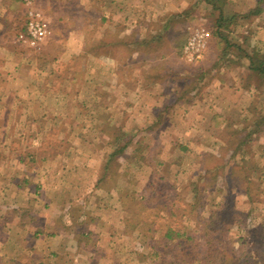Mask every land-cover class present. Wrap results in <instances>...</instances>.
Listing matches in <instances>:
<instances>
[{"label":"crops","instance_id":"obj_1","mask_svg":"<svg viewBox=\"0 0 264 264\" xmlns=\"http://www.w3.org/2000/svg\"><path fill=\"white\" fill-rule=\"evenodd\" d=\"M80 1L38 0V6L47 12L48 30L29 46L20 40L27 21L23 0H0V123H10L9 109H29L31 92L66 93L65 82L73 84L77 79L70 65L81 56H93L98 61L105 59V86L119 96L117 102L105 101V126L117 127L112 139H127L129 144L132 139L149 144L165 141V152L149 148L156 158H165L155 161L149 154L147 160L140 145L133 150L127 145L123 153L135 158L139 172L148 173L141 178L140 189L136 182L127 185L121 168L113 183L106 185L104 155L101 159L98 156L99 161H76L73 169L67 166L55 175L49 171L44 174V169L31 172L19 161L17 170L11 165L6 171L10 173L3 176L0 164V264H124L122 243L127 238L136 241L142 225L134 222V199L127 195L146 204L151 195L157 196L159 181L178 189L189 184L191 173L202 177V173L215 172L209 157L219 158L221 151L217 149L231 141L224 133L227 125L237 128L255 123L251 105L264 92V82L247 78L257 72L251 64L254 54L241 49H261L264 55V0H223L218 10L234 18L231 33L235 28L237 34L242 32L243 36L230 37L233 47L241 51L229 59L224 54L215 56L219 63L209 69L212 80L195 89H189L184 81L188 73L175 68L180 63L176 47L182 40L181 32L175 30L182 29L196 12L204 23L209 8L206 0H87L85 6ZM94 4L103 10L106 27L119 28L112 40L129 48L125 58L115 49L91 54L79 46L78 38L82 37L77 36L75 9L81 8L88 15ZM146 43L158 52L157 57L150 55L149 60L157 62L148 63L147 69L142 65L143 58H149L144 56ZM94 71H89L92 78ZM17 95L25 100L16 102ZM37 98L35 106H42L43 97L38 94ZM261 120V129H249L240 147L252 146L264 156ZM128 122L135 127L132 136L127 132L132 129L125 127ZM2 138L6 139L5 133ZM177 142L181 143L178 152L174 147ZM79 155L81 151L75 149V158ZM171 177L175 178L173 183H169ZM110 252L116 253L112 259Z\"/></svg>","mask_w":264,"mask_h":264},{"label":"rangeland","instance_id":"obj_2","mask_svg":"<svg viewBox=\"0 0 264 264\" xmlns=\"http://www.w3.org/2000/svg\"><path fill=\"white\" fill-rule=\"evenodd\" d=\"M80 2L85 6L87 0ZM222 3L223 0H206V6L209 8H206L204 13V23L201 22V17L197 18L200 13L196 12L189 16L187 21L189 23L182 27L183 33L182 29L175 30L182 34L180 45L176 47L180 63L175 68L184 69L188 73L187 77L184 76V81L187 82L189 89L202 87L212 80L209 69L219 63L215 56L224 54L229 59L231 54L240 50L233 47L230 37L239 34L243 36V34L242 32L237 34L236 28L234 34L231 33L235 23L234 18L225 16L222 11L219 12L218 9L222 8ZM87 6L90 7L89 3ZM40 9L45 16H48L45 9ZM75 11L77 17L75 25L79 32L77 36L82 37V40L78 38V42L85 52L100 54L108 44L111 51L114 49L118 51V56L125 58L130 54L129 48L114 42L116 39L112 40L119 34V28L111 30L105 26V18H102L103 10L98 4H94L91 11L88 10L90 11L88 15L85 10L78 7ZM201 25L205 27H200ZM191 27L200 28L207 35L205 53L199 61H189L182 52ZM109 34L110 37H107ZM174 34L176 32H173ZM110 40L113 42L110 43ZM151 50H154L153 44L143 45L144 56H149V58H143L146 60L144 64L142 61L146 69L148 63L157 62V59L149 60L151 54L158 56V52ZM241 50L253 52L256 56V49L249 47ZM259 50L256 58L263 57V53ZM86 57L88 58V56H81L70 65L71 69L77 73V79L73 84L65 82L68 84L66 93L31 92L32 106L29 109L24 108L25 106L9 109L12 111L10 123L7 125L0 123V164L3 167V176L10 173L6 171L7 169L10 171L11 165L14 170H17L19 161H23L31 172L36 173L37 169H44V174L49 171L55 175L59 169L62 170L61 168L64 170H67V166L72 168L76 161L85 163L86 159L91 158L99 161L98 156L100 155L101 159V155H104L103 171L105 167L106 185L113 183L118 169L121 168L127 185L131 186L133 182H136L137 188L140 187L141 178L143 179V176L148 173L139 172L135 168V158L132 156L129 158L125 153L115 157L112 155L116 145H123L128 140L120 138L119 142H115L112 138L117 133V127L105 126V119L108 118L105 114V101L117 102L119 97L117 92L108 91L109 86H105V59L101 62L98 59L95 60L93 56L89 59ZM91 69L95 70L94 78L89 72ZM255 73L247 78L255 83L264 82V73ZM38 94L43 97L44 106H35V104L38 105L36 103L39 99ZM23 99L25 100L24 97L17 95L16 102H21ZM34 99L37 100L33 101ZM54 102L55 106L52 105ZM251 107L253 108L252 119L255 123H250L246 127L238 125L237 128L227 125L224 133L227 137L231 136V141L217 149L221 151L219 158L209 157V165L216 168L215 172H207L208 175L202 173V177L195 173L192 176L191 173L189 184L178 189L177 187L171 189L169 184L159 181L157 190L155 189L157 196L151 195L152 199H149L146 204L138 203L134 201L135 198L132 195H127L128 199H134L131 203L134 218H136L134 222L136 225L141 222L142 225L138 230L141 236H138L136 241L133 238H127L124 244L122 243L125 251L122 256L124 264H171V262L175 264H264V156L261 155V151L252 146L248 149L240 147L241 140L249 129H261V118L264 119V92L255 97ZM112 110L115 113L118 112L117 109ZM125 124L126 128L132 129L127 130L132 136L135 133L133 132L134 124L132 122ZM255 132L260 134L259 131ZM4 133L6 139L2 138ZM133 141L134 139L130 141V144L128 143L129 150L140 145L144 155H147V160L150 159L149 154L155 161L157 158L158 160L165 158L162 157L163 155L156 158L149 149L163 148L162 152H165L167 151L165 141L152 140L150 144L147 140L140 143ZM179 145L181 143L177 142L174 146L177 149L176 152L181 149ZM174 147L172 148L175 150ZM75 149L81 151V155L77 158H75ZM245 152H248V155ZM160 174L164 175V172ZM172 179L175 178L171 177L169 183H173ZM180 185L181 183L178 184ZM191 188L195 191L190 190ZM198 193L199 196H196ZM189 194L191 199H188ZM212 211L217 213L211 220H207ZM218 217L220 221H216ZM207 221L212 223V231H210L211 227L206 225ZM222 229L227 237L220 232ZM169 231L172 233L170 239L166 235ZM184 232L192 237L190 246L187 241H184L186 237L183 240L177 237L178 233ZM219 235L222 238L221 241H212L214 248L209 242L207 243L209 238L219 237ZM180 240L184 243L181 247L176 245ZM186 246H189L191 255L185 256L184 259H176L174 256L178 254L181 257L183 251L180 249ZM176 248L178 252L175 253ZM215 248H219L218 251L222 255L213 257L211 250ZM110 254L112 259L116 253L110 252Z\"/></svg>","mask_w":264,"mask_h":264},{"label":"built area","instance_id":"obj_3","mask_svg":"<svg viewBox=\"0 0 264 264\" xmlns=\"http://www.w3.org/2000/svg\"><path fill=\"white\" fill-rule=\"evenodd\" d=\"M27 7V21L20 40L29 46H34L48 30L44 12L38 6V0H23ZM207 44V35L200 29L191 27L189 37L183 47V54L189 61H199L203 58Z\"/></svg>","mask_w":264,"mask_h":264},{"label":"trees","instance_id":"obj_4","mask_svg":"<svg viewBox=\"0 0 264 264\" xmlns=\"http://www.w3.org/2000/svg\"><path fill=\"white\" fill-rule=\"evenodd\" d=\"M219 27H220V24H219ZM110 45H106L105 46V50H103V52L105 53V52H111V50H110ZM258 51H256V53H255V55L257 56V55H259L258 53H257ZM252 54H253V52H252ZM256 56H250V58H251V64L253 63L254 65H255V70H257V72L258 71H260L261 72V74L262 73H264V55H263V57H258V58H256ZM252 58H253V60H252ZM259 73V72H258ZM260 74V73H259ZM119 142L120 140H118V138L116 139V141L115 142ZM128 143H129V141H126L123 145H116L117 147H116V149H115V151L112 153V155H113V157H115V156H117V155H120V154H122L123 153V151L125 150V148L127 147V145H128ZM213 212V213H212ZM211 213V216L207 219V220H211L213 217H214V214L215 213H217V211L215 212V211H212ZM222 216V215H221ZM216 221H220V217H218L217 218V220ZM205 223V222H204ZM212 223H209V221H207V223H206V225H209V227H211L210 228V231H212L213 229H212V225H211ZM211 225V226H210ZM223 235H224V231H223V229L220 231ZM207 234V233H206ZM167 235V237L170 239V238H172V233H170V231L166 234ZM208 235V234H207ZM181 237L182 238V240H183V238L184 237H186V239L184 240V241H187L188 242V244L191 242V240H192V237L190 236V235H187V234H185V232L184 233H178L177 234V237ZM225 237H227V235H224ZM221 236L219 235V237L218 236H214L213 238H209L208 240H207V243L209 242L210 244H211V246H213V244H212V241H221ZM223 240H225V239H223ZM176 245L177 246H183L184 245V243L180 240V241H178L177 243H176ZM189 246H190V244H189ZM189 246H186V247H184V248H182V249H180V251L182 250L183 252H181L182 253V256L180 257V256H178V254L177 255H175L174 257L176 258V259H184V257L185 256H190L191 255V251H190V248H189ZM213 248H214V246H213ZM175 250V253L176 252H178V250H177V248L176 249H174ZM219 250V248H215V249H212L211 250V253H213L214 255H213V257L214 256H220V255H222V253L221 252H219L218 251ZM231 250L232 251H234V249H232L231 248ZM180 257V258H179ZM210 257H212V256H210ZM171 264H175V263H173V262H171Z\"/></svg>","mask_w":264,"mask_h":264}]
</instances>
